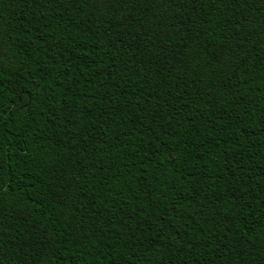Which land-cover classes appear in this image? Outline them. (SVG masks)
I'll use <instances>...</instances> for the list:
<instances>
[{
  "label": "trees",
  "instance_id": "16d2710c",
  "mask_svg": "<svg viewBox=\"0 0 264 264\" xmlns=\"http://www.w3.org/2000/svg\"><path fill=\"white\" fill-rule=\"evenodd\" d=\"M0 264H264V0H0Z\"/></svg>",
  "mask_w": 264,
  "mask_h": 264
}]
</instances>
